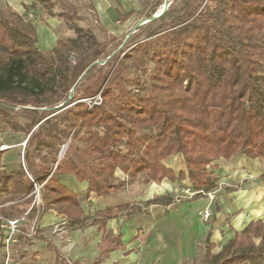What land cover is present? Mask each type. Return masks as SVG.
<instances>
[{
	"label": "trees",
	"instance_id": "1",
	"mask_svg": "<svg viewBox=\"0 0 264 264\" xmlns=\"http://www.w3.org/2000/svg\"><path fill=\"white\" fill-rule=\"evenodd\" d=\"M158 7L152 6L145 17L154 15ZM58 17L68 19L63 14ZM71 28L77 39L58 41L52 49L55 60L50 61L36 46V28L10 6L0 7V116L5 117L17 105L33 106L19 110L29 123L23 128L12 127L28 136L23 160L29 176L21 166L10 172L0 170L1 217H22L26 210L21 206L32 202L35 184L44 182L38 218L66 206L57 212L66 216L72 228L98 227L102 232L101 255H106L111 250L110 241L115 247L121 245L119 236L111 238L105 230L107 221L122 212L128 216L139 206L121 204L105 208L93 218L84 217L78 196L60 183L59 176L70 175L80 183L87 182V198L123 189L124 183H112L118 169L129 174L131 181L139 174L145 175L147 183L187 181L191 192L198 196L217 187L213 162L230 160L238 154L249 159L264 158V0H207L204 6L195 5L185 20L180 19L161 33H151L147 46H152L155 67L148 95L124 102L114 110L107 107L114 98L110 87L102 89L101 103L92 107L80 102L95 96L92 88L83 97L74 96L77 85L82 86L78 81L82 73L105 59L101 60L102 52L96 51L71 66V50L86 41L95 44L84 29L77 25ZM143 47L137 44L134 51ZM131 56V52L125 54V58ZM98 66L92 65L81 79ZM59 90L60 95L54 97ZM60 103L63 106L56 108ZM42 105L48 110L40 109ZM35 126L37 132L31 133ZM91 127L101 128L102 134ZM80 128L87 129L86 152L96 164L71 159L68 154L57 163V147L64 144L60 136L67 138ZM139 129L155 132L139 139ZM42 148L54 152V170L35 166L33 154ZM176 154L182 155L186 168L177 174L163 163ZM1 159L2 153L0 167ZM166 199L154 196L144 206L160 205ZM36 213L32 205L27 216ZM2 234L0 228L1 241ZM1 241L0 250L4 246ZM47 248L55 251L58 264V251L50 242ZM0 264L4 263L0 260ZM203 264H264V224L251 223L220 253H207Z\"/></svg>",
	"mask_w": 264,
	"mask_h": 264
},
{
	"label": "rangeland",
	"instance_id": "2",
	"mask_svg": "<svg viewBox=\"0 0 264 264\" xmlns=\"http://www.w3.org/2000/svg\"><path fill=\"white\" fill-rule=\"evenodd\" d=\"M168 1V6L165 3ZM207 0H0V7L10 6L12 10L22 16L23 19L31 23L36 28V33L44 28L45 31L37 36L36 46L43 52L45 57L54 61L55 57L52 49L57 45L58 41H69L77 39V34L71 28V25H77L84 29L87 37L94 39V43L84 42L79 43L73 50L70 51L68 60L71 66H74L84 57L90 58L92 54L102 52L101 60L104 63L99 64L98 68L94 70L90 76L81 79L78 91L74 94L75 97H83L92 90L96 91L95 96L80 102L87 104L86 101H96L102 89L110 87L113 91V101L107 104L111 110L116 109L124 102L134 101L138 97L148 95V89L151 84L150 76L153 74L155 63L152 59V46H147L150 42L151 33H161L164 30L171 28L179 22L180 19L185 20L187 14L192 11L197 4L205 5ZM159 4L156 13L164 10V14L153 21H150L142 30L134 29L139 21L145 19V14L152 6ZM66 15L68 19L60 18L59 15ZM50 35V36H49ZM52 35V36H51ZM87 38V39H88ZM145 47L138 51H134L135 46L140 44ZM132 54L130 58H125L126 53ZM110 55V56H109ZM109 56V57H108ZM122 61V64L120 63ZM76 87V88H77ZM75 88V89H76ZM92 88L91 90H88ZM74 89V91H75ZM72 92V90H70ZM60 95V90L54 97ZM18 99V98H17ZM0 102H3L0 99ZM91 103V102H89ZM61 104V103H60ZM59 104V105H60ZM72 103L71 105H73ZM70 105V106H71ZM89 106V105H88ZM21 108H33L32 104L26 106H14V111L1 118L0 116V153L3 157L10 158V164H6L4 159V170L10 172L12 169H17L21 166L27 173V167L23 160L24 150L26 148V141L28 136L22 132H16L12 129L13 125L20 128L25 127L29 123L27 118L20 115ZM42 110H48L44 105L40 107ZM63 129V125H59ZM92 131L102 134L101 128L91 127ZM32 132H37L35 126ZM153 129H139L137 130V137L144 139L154 134ZM30 133V134H31ZM63 145H59V152L62 147L66 145L64 154H68L71 159L82 158L88 164L94 165L96 161L90 158L87 154L88 142L87 129L80 128L77 132H71L69 137L60 136ZM47 138V137H46ZM13 146V147H12ZM33 145L29 147L32 149ZM123 151H126L124 145L121 146ZM59 155V153H58ZM62 157V158H63ZM55 154L52 149L42 148L38 154H33V161L36 167H46L54 170L53 161ZM61 158V159H62ZM58 159V156H57ZM60 162V161H59ZM165 166L171 168L177 174L180 171H186L185 163L181 154H176L163 162ZM1 168V167H0ZM122 171V170H121ZM53 171H51L50 175ZM122 173H124L122 171ZM28 175V174H27ZM124 175H127L126 177ZM129 174H121L118 169L115 172V180L112 181L114 185L127 184L126 192L129 195H136L140 186L147 184L146 177L139 174L137 181L138 187L133 185ZM124 176V177H123ZM177 188L171 193L172 206L187 202L188 198L194 197L189 189L187 181H176ZM44 182L40 185L34 186V197L29 204H23L22 209L26 213L22 217H14L10 219H19L17 231L14 233L16 240L11 238L6 242L8 230L2 229V222L9 220L6 217L0 216V228L3 230V248L0 250V260L4 264H53L54 254L49 251H44L45 242L41 237L51 241L61 248V245H71L73 231L70 223L63 217H58L57 222L46 226L39 230L38 213L41 212L43 202L40 197V189ZM125 188V187H124ZM217 188V187H216ZM121 190V189H118ZM211 193H204L201 196L210 198ZM92 198L95 195L91 196ZM113 197V198H112ZM126 194H119L109 196L99 200L98 205L104 201V204H123L129 200ZM86 194L80 196L85 214L88 218L92 216L91 199L88 200ZM32 205H35L37 213L33 217L27 216ZM59 209H66V206H58ZM56 208L54 210L57 214ZM61 215V214H60ZM211 218V217H210ZM62 219V220H61ZM206 223V222H205ZM142 239H147L151 233H142ZM58 248V249H60ZM140 256L142 254L141 248L134 249ZM204 252L198 254L197 259L193 264H200L204 258ZM61 255H65L62 254ZM66 256V255H65ZM55 263V262H54ZM58 264H70L65 259L58 262Z\"/></svg>",
	"mask_w": 264,
	"mask_h": 264
},
{
	"label": "crops",
	"instance_id": "3",
	"mask_svg": "<svg viewBox=\"0 0 264 264\" xmlns=\"http://www.w3.org/2000/svg\"><path fill=\"white\" fill-rule=\"evenodd\" d=\"M43 31L44 28L40 29L37 36ZM4 159L2 155L0 170H4ZM5 160L6 164L11 163L9 157ZM213 164L216 167L213 173L218 179L217 188L209 192L210 198L195 194L187 202L172 206L171 193L177 186L166 179L160 183L142 184L134 196L126 192V184L125 188L103 197L95 194L86 197L91 199V218L105 208L121 205H108L104 201L98 205L100 199L109 196L126 194L130 198L123 204L139 206L138 210L128 216L126 212H122L118 218L107 221L105 230L111 238L119 236L121 245L115 247V242L110 241L108 245L111 250L106 255H101L102 232L97 226L91 225L81 229L71 227L74 236L70 239L72 244L61 245V248L43 238L44 251L52 252L56 263L55 251L47 248V242H50L58 251L61 261L65 259L70 264H193L198 254L203 251L204 258L200 262L203 264L207 253H220L237 233L251 223L264 224V158L249 159L244 154H238L230 160L219 159ZM120 173L124 174L121 170ZM138 176L133 182L136 187ZM59 179L64 187L78 196L83 216L87 217L80 202V196L86 194L87 182L80 183L70 175H61ZM93 195L94 198L91 197ZM154 196L167 199L160 205L145 207L144 203ZM206 208L210 209L211 218L205 223L201 221L198 213ZM58 217L66 220V216L57 214L54 210L44 213L37 220L39 230L57 222ZM142 233L151 235L144 240ZM138 247L143 251L140 256L134 250Z\"/></svg>",
	"mask_w": 264,
	"mask_h": 264
},
{
	"label": "built area",
	"instance_id": "4",
	"mask_svg": "<svg viewBox=\"0 0 264 264\" xmlns=\"http://www.w3.org/2000/svg\"><path fill=\"white\" fill-rule=\"evenodd\" d=\"M86 100V99H84ZM87 104L89 105V107H92L93 105H99L101 103V98H100V95L98 96V98L96 99V101H89L91 103H89L88 101H86ZM191 195H195L194 192H192ZM198 216L199 218L201 219V221L203 222H208L210 217H211V211L209 208H206V209H203L202 211H200L198 213ZM19 224V219L16 218V219H9V220H6L4 222H2L1 224V228L2 229H5V230H8V236L6 238V242H8L11 238L13 239L14 241V233L17 231V226Z\"/></svg>",
	"mask_w": 264,
	"mask_h": 264
},
{
	"label": "water",
	"instance_id": "5",
	"mask_svg": "<svg viewBox=\"0 0 264 264\" xmlns=\"http://www.w3.org/2000/svg\"><path fill=\"white\" fill-rule=\"evenodd\" d=\"M167 6H168V1H166V3H165V7H167ZM163 14H164V10H162V11H160V12H158V13H155L154 15H152V16L149 17V18H145V19L139 21V23L135 25L134 29L140 27V26L143 25V24L149 23L150 21H153V20H155V19H157V18H160ZM102 63H104V61H102V62H96V63H93L92 65H94V64H98V65H99V64H102ZM92 65H90V66H89V67H88V68L82 73V75L79 77L78 81L81 80V78L85 75V73L89 70V68H90ZM78 81H77V82H78ZM70 99H71V96L68 97V100H70ZM62 106H63V103L60 104V105H58L56 108H60V107H62ZM65 148H66V145H64V146L62 147L61 151L59 152L58 159H57V163H59V161H60L61 158L63 157V154H64V150H65ZM57 163H56V164H57ZM55 167H56V166H55Z\"/></svg>",
	"mask_w": 264,
	"mask_h": 264
}]
</instances>
